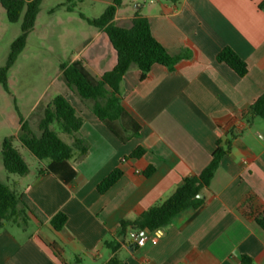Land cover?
Returning <instances> with one entry per match:
<instances>
[{
  "label": "crops",
  "instance_id": "crops-1",
  "mask_svg": "<svg viewBox=\"0 0 264 264\" xmlns=\"http://www.w3.org/2000/svg\"><path fill=\"white\" fill-rule=\"evenodd\" d=\"M76 1L96 13L84 14L87 18L101 17L114 2ZM262 2L122 0L115 25L130 28L139 13L170 54L187 58L174 71L155 64L142 79L134 66L124 76L123 106L141 126L140 136L125 144L98 119L92 103L67 86L59 70L55 96H65L83 117L79 137L88 153L80 158L75 152L71 164L77 175L70 184L40 172L48 161L16 182L46 221L33 218L26 228L0 230V264H73L76 257L81 264H107L112 253L105 242L117 237L121 222L136 220L169 198L185 178L199 175L218 146L229 151L203 191L205 204L159 229L155 244L135 246L129 230L119 256L127 264H239L243 256L264 264V231L256 222L264 214V120L249 115L264 93ZM81 20L90 27L69 31L74 46L67 64L81 62L99 80L116 66L117 53L103 29ZM225 47L247 64L246 76L218 62ZM138 147L145 154L130 157ZM117 169L121 178L100 193L98 185ZM59 212L68 220L57 232L50 220Z\"/></svg>",
  "mask_w": 264,
  "mask_h": 264
},
{
  "label": "trees",
  "instance_id": "trees-1",
  "mask_svg": "<svg viewBox=\"0 0 264 264\" xmlns=\"http://www.w3.org/2000/svg\"><path fill=\"white\" fill-rule=\"evenodd\" d=\"M122 0H114L101 17H80L91 26L103 29L108 35L112 46L117 53V64L113 70L106 72L99 80L94 79L81 62L61 64L60 70L67 86L83 101L92 103V110L108 130L123 144L140 136L141 126L125 109L122 103L121 83L124 76L132 67L141 71L144 79L155 64H160L174 71L177 64L187 58L184 55H172L153 36L150 22L143 15L137 13L130 28L115 25L114 18ZM7 18L11 23H18L22 17L21 35L12 43L6 66L0 68V84L7 85L8 73L16 64L27 42V34L35 28L42 0H0ZM264 8V0L260 4ZM71 10V8L69 9ZM220 63L226 64L240 77L248 73L247 64L230 47H225L217 56ZM41 117L36 132L30 121L21 118L18 139L21 144L41 162L48 161L42 174H52L62 183L70 184L77 172L71 161L75 152L80 158L88 153L87 143L79 137V131L84 123L83 117L77 112L73 104L63 95H57L47 104H39ZM251 118L264 120V93L250 107ZM68 136L71 143L61 137ZM229 148L220 146L213 154L211 163L199 174L185 178L183 184L162 203L144 211L134 221H122L117 237L106 241L105 246L111 251L112 257L107 264H127L120 256L121 248L126 244L128 231L154 232L167 225L189 208L199 209L205 204V198H200L203 191L210 186L223 157ZM145 154L143 147H138L131 154L132 158H141ZM2 161L6 172L25 177L30 174L31 168L23 156L14 146V137L6 138L2 143ZM150 168L146 175H150ZM122 176L121 170L113 171L98 185L100 193L107 192ZM35 218L40 223L46 221L45 215L34 205L30 198L19 193L16 189L0 181V230L9 224L26 228ZM68 217L59 212L54 215L50 224L52 228L62 231ZM257 224L264 231V214L257 219ZM253 259L243 256L239 264H252ZM74 264H81L79 257Z\"/></svg>",
  "mask_w": 264,
  "mask_h": 264
},
{
  "label": "rangeland",
  "instance_id": "rangeland-1",
  "mask_svg": "<svg viewBox=\"0 0 264 264\" xmlns=\"http://www.w3.org/2000/svg\"><path fill=\"white\" fill-rule=\"evenodd\" d=\"M64 5H61V4ZM149 3V2H148ZM67 6L71 11L67 10ZM35 28L27 34V42L16 64L8 73L7 85L0 84V181L19 193L16 187L20 176L6 172L2 161V143L6 138L14 137V146L23 156L32 171L40 168L41 161L29 152L19 141L20 120L28 119L38 132L37 124L41 117L39 104L45 105L54 97L53 85L60 70V64L69 61L74 42L69 40V31L73 28L85 30L90 26L81 20L80 14L96 16L88 6L80 7L75 0H42ZM53 9L56 13L50 17ZM23 17L18 23L9 22L4 8L0 4V68L6 66L12 43L21 35ZM78 32L79 35L82 34ZM37 107L32 111L33 105ZM61 137L70 141L68 136ZM32 224H30L31 226ZM16 225L9 224L11 229ZM75 259L73 260L74 264Z\"/></svg>",
  "mask_w": 264,
  "mask_h": 264
},
{
  "label": "built area",
  "instance_id": "built-area-1",
  "mask_svg": "<svg viewBox=\"0 0 264 264\" xmlns=\"http://www.w3.org/2000/svg\"><path fill=\"white\" fill-rule=\"evenodd\" d=\"M130 239L137 247L144 246L148 241H151L153 244L157 242L158 239V230L154 232H137L132 231L130 233Z\"/></svg>",
  "mask_w": 264,
  "mask_h": 264
},
{
  "label": "water",
  "instance_id": "water-1",
  "mask_svg": "<svg viewBox=\"0 0 264 264\" xmlns=\"http://www.w3.org/2000/svg\"><path fill=\"white\" fill-rule=\"evenodd\" d=\"M199 197H200V198H202V197H203V195H199Z\"/></svg>",
  "mask_w": 264,
  "mask_h": 264
}]
</instances>
